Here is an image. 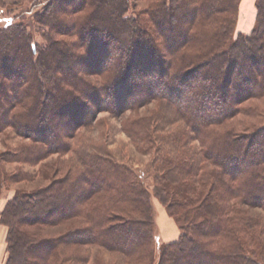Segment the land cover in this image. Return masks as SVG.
Returning <instances> with one entry per match:
<instances>
[{
    "label": "trees",
    "instance_id": "16d2710c",
    "mask_svg": "<svg viewBox=\"0 0 264 264\" xmlns=\"http://www.w3.org/2000/svg\"><path fill=\"white\" fill-rule=\"evenodd\" d=\"M240 2L155 0L145 19L127 16V0H50L34 14L43 47L26 23L0 29V133L10 128L32 140L22 162L65 154L76 129L97 113L119 115L153 101L173 108L200 143L198 158H156L149 183L98 154L62 176L56 164L42 166L48 183L16 190L0 214L8 228L5 264L85 263L82 246L125 264H264V224L250 212L264 211V125L228 126L246 101L264 97V0H256L250 34L237 31ZM54 34L79 37L85 56ZM149 123L142 117L123 126L141 133L145 153ZM5 161L0 188L14 176L25 179L6 174ZM154 199L178 223V240L157 245Z\"/></svg>",
    "mask_w": 264,
    "mask_h": 264
},
{
    "label": "rangeland",
    "instance_id": "374dc122",
    "mask_svg": "<svg viewBox=\"0 0 264 264\" xmlns=\"http://www.w3.org/2000/svg\"><path fill=\"white\" fill-rule=\"evenodd\" d=\"M49 1L37 0L35 6H32L25 1L7 0L6 4L10 6L7 9L0 7V29L19 22L26 23L29 26V31L34 36V45L43 47L47 44V37L44 33V28L38 20L39 16H34V14L36 11L41 12L44 4ZM154 1L127 0L129 6L127 16L140 18L143 15L146 19L148 16L145 14V10ZM255 3L256 0H241L237 14V31L245 34L251 33L256 22ZM67 8L68 11H72L71 5L69 7L67 6ZM89 11L90 9H87L85 12L74 17H82L88 14ZM23 17L25 19H22ZM165 32L168 33V26H166ZM54 35L58 40H64L73 47L77 46L75 47V54L82 57L85 56L88 44L83 48L78 47L81 45L79 37L75 35ZM160 41H163L162 37ZM108 51L110 50L108 49ZM76 66L78 65L76 64ZM85 68L88 71L90 66ZM91 79L94 82L100 81V77L97 76L91 77ZM240 108L239 114L228 123L229 127L237 132H244L247 129L264 125V97L250 99ZM142 117H147L148 123L150 122V128L148 130L151 136H148L147 139L150 144L148 145L150 152L148 153L143 151L144 141L141 138V133L133 136L126 132L123 127L124 123ZM69 143L70 149L65 154H52L46 159L32 164L30 162H22L19 159L20 151L24 148H30L32 146V140L18 136L10 128L1 132L0 161L2 158L7 161L2 163L3 165L1 164L3 170H5L6 174L8 173V175L13 176H21V174H24L25 179L16 182L17 179L14 176V178L12 177L13 179L11 178L13 182H4L0 188V198H5L8 202L16 190L23 189L29 191L40 185H46L48 180H41L40 178V169L42 166L56 164L59 172L58 176H62L68 170L75 171L77 166L81 165V160L84 158L87 159L89 156L98 154L109 156L121 164L133 167L137 171L140 179L149 183L155 174L153 167L154 160L162 154L172 153L181 157L187 154L189 157L198 158L197 155H199L200 151V143L198 140L192 138L186 122L180 119L174 109L166 102L158 101H153L137 109L126 110L119 115L111 114L109 111L97 113L88 125L76 129L74 137L69 139ZM154 201L160 203L157 199H154L153 205ZM154 209L157 219L155 206ZM250 212L261 218L264 224V211L261 208H253ZM156 225L158 231L157 221ZM48 232L51 235H55L59 232V228H49ZM157 240L158 246L161 243H167L161 240L159 231ZM78 250L79 253L85 254L89 261L85 263L73 261L71 264H125L118 255L110 253L98 246H82Z\"/></svg>",
    "mask_w": 264,
    "mask_h": 264
},
{
    "label": "crops",
    "instance_id": "0c3cea01",
    "mask_svg": "<svg viewBox=\"0 0 264 264\" xmlns=\"http://www.w3.org/2000/svg\"><path fill=\"white\" fill-rule=\"evenodd\" d=\"M156 202L154 201V206L157 211L156 221L158 223L159 236L163 242H174L180 236L179 225L177 224L175 219L168 214L166 208L162 204ZM6 204L7 199L5 200V198H0V214L5 208ZM6 238L7 227L0 223V264H5Z\"/></svg>",
    "mask_w": 264,
    "mask_h": 264
}]
</instances>
